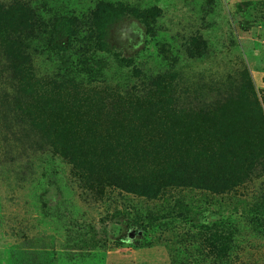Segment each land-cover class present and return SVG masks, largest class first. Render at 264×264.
Segmentation results:
<instances>
[{"label": "rangeland", "instance_id": "rangeland-1", "mask_svg": "<svg viewBox=\"0 0 264 264\" xmlns=\"http://www.w3.org/2000/svg\"><path fill=\"white\" fill-rule=\"evenodd\" d=\"M14 1L45 24L26 63L0 40V264H264V164L228 191L127 188L256 136L264 0Z\"/></svg>", "mask_w": 264, "mask_h": 264}, {"label": "trees", "instance_id": "trees-1", "mask_svg": "<svg viewBox=\"0 0 264 264\" xmlns=\"http://www.w3.org/2000/svg\"><path fill=\"white\" fill-rule=\"evenodd\" d=\"M108 5L96 6L92 11L90 18V28L95 36L102 35L101 22L107 19L106 12ZM65 22V21H64ZM42 24H45L35 10L30 8L26 2L14 1L8 6L0 4V40L8 48V54L12 56V60L19 63H26L27 57L21 51L18 37L21 34H32L39 29ZM67 31L71 26L77 27L74 21L67 23ZM59 33L56 29L53 30V41L56 40V35ZM242 102H229L223 104L222 110L228 114H237L235 105L250 109L247 103L243 102L244 98H240ZM251 105L257 108V123L258 133L256 136L236 138L235 134L230 131L227 134L223 133V142L217 147H212L209 153L206 151L198 153L194 157V151L188 146H181L180 161L168 167L160 180L155 181L153 185L149 184L148 180L132 181L127 183V188L133 192H138L148 198H154L159 192L157 183L163 182V186H179L182 188L206 189L212 191H228L234 187L245 183L252 172L259 166L262 168L264 164V116L259 108L256 98L251 100ZM251 106V107H252ZM186 141H190V135L185 134ZM256 165H258L256 167ZM165 179L166 181H162Z\"/></svg>", "mask_w": 264, "mask_h": 264}]
</instances>
